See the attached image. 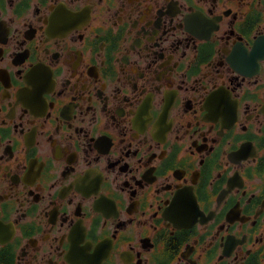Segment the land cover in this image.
I'll list each match as a JSON object with an SVG mask.
<instances>
[{
  "label": "flooded vegetation",
  "instance_id": "flooded-vegetation-1",
  "mask_svg": "<svg viewBox=\"0 0 264 264\" xmlns=\"http://www.w3.org/2000/svg\"><path fill=\"white\" fill-rule=\"evenodd\" d=\"M0 264H264V0H0Z\"/></svg>",
  "mask_w": 264,
  "mask_h": 264
}]
</instances>
